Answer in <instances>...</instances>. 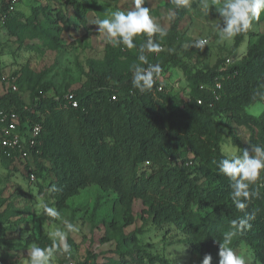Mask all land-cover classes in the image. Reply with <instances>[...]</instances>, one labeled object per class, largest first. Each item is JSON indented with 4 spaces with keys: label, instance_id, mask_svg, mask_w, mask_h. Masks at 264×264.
<instances>
[{
    "label": "trees",
    "instance_id": "1",
    "mask_svg": "<svg viewBox=\"0 0 264 264\" xmlns=\"http://www.w3.org/2000/svg\"><path fill=\"white\" fill-rule=\"evenodd\" d=\"M67 2V8L72 6L81 23L91 29L85 5L75 1L69 6L71 0ZM17 10L5 23L13 20ZM47 11L48 6L43 5L35 14ZM186 13L183 6L170 30L164 31L168 41L177 36L178 24ZM51 28L58 39L60 29ZM19 33L14 30V34ZM248 37L247 54L235 61L242 40L241 36L236 38L234 57H228L232 60L229 66L225 65L228 59L225 57L215 66L207 67L203 62L208 43L203 49L191 44L185 53L193 62L192 69H188L185 63L174 62L171 50L163 53L165 48L148 49L149 43L165 47L161 34H139L138 58L143 55L147 61L141 62V68L158 65L147 57V52L154 58L164 54L166 64L172 61L173 65L181 66L187 81V101L158 90L155 77L165 75L162 71L154 74L151 89L140 92L132 85L135 70H121L114 49H109L104 60H89L87 82L80 88L50 95L51 83H43L32 88L28 104L19 88H9L0 96V111L15 112L21 129L42 126L37 146L40 154L28 160L27 179L35 183L41 179L37 184L40 193L46 195L50 190L58 210L66 208L71 197L91 185L114 191L117 203L128 210H132L135 200H142L146 213L156 222L171 224L181 232L188 251L197 257V264H201L205 254H210L211 264H215L219 260L220 244L233 248L240 242L251 249L258 264H264V170L260 179L249 187L257 195L246 200L247 207L239 211L230 195L233 191L230 183L234 181L220 173L216 163L227 154L223 131L228 123L224 119L251 127L250 147H264V116H254L246 110L264 101V32L249 33ZM120 47L121 42L117 48ZM216 81L221 82L216 92L200 89V85L212 86ZM15 84L18 87L19 82ZM69 93L78 101L77 106L67 98ZM199 98H203L202 104L198 103ZM1 126L0 120V129ZM232 138L241 148V141L233 132ZM46 160L50 167L45 165ZM33 164L37 168L29 169ZM30 172L35 174V180ZM50 172L55 179L44 184ZM241 219H247L250 226L240 229ZM233 221L237 222L236 226ZM228 233L233 235L226 240ZM22 239L27 245L58 246L44 234L41 237L28 234ZM123 240L135 244L134 237ZM91 257L95 259L97 255L92 254L82 264H92ZM0 259L4 264H16V260L6 262L1 255ZM114 261L115 264H173L164 255L134 249L117 253Z\"/></svg>",
    "mask_w": 264,
    "mask_h": 264
},
{
    "label": "rangeland",
    "instance_id": "2",
    "mask_svg": "<svg viewBox=\"0 0 264 264\" xmlns=\"http://www.w3.org/2000/svg\"><path fill=\"white\" fill-rule=\"evenodd\" d=\"M75 1L85 5V15L90 20L91 29L81 23L76 11L70 6ZM223 2L188 0L187 5L177 6L175 0H144L142 6L149 9L153 23L163 31L170 30L177 12L184 6L187 13L178 24L177 36L168 41L162 35L165 45L163 53L171 50L175 63H185L188 69H192L193 62L185 53L196 41L208 40L203 64L213 67L225 57H234V44L238 36L242 40L235 61L244 58L249 50L248 34L264 32L262 10L259 19L252 20L247 32L233 39L222 40L219 28L224 27V24L217 8ZM67 4V0H20L13 20L5 23L0 30V96L9 90L1 79L3 76L19 82V92L27 104L32 88L43 83H51L50 95L80 88L87 82L89 60H104L109 49L117 52L121 70L128 72L137 66L141 67L138 58L139 34L133 37L134 47L128 48L120 37L113 38L106 31H98L96 24L97 20L111 19V14L116 11L127 13L133 10V0H71L69 8ZM43 5L48 6V11L35 14V10ZM51 26L60 29L58 39H55L56 33H53ZM14 30L20 33L14 34ZM157 33L161 34L159 31ZM120 42L121 47L118 49ZM195 52L197 54V49ZM146 54L151 57V61L164 67L161 74L165 75L161 78L166 92L187 101V81L182 67L173 65L172 61L166 64L162 56L164 54H157L155 58L151 52ZM246 110L251 115L264 116V101ZM224 121L228 123L223 131L226 150L236 149L239 152L237 154L242 155L240 151L248 148L249 155H254L249 145L253 136L252 128L234 121ZM232 132L239 137L241 148L234 144ZM46 161L45 165L50 167V162ZM49 174L44 184L55 179L53 172ZM27 177L23 160L0 154V214H5L3 217L0 215V255L6 262L13 259L16 264H30V251L37 246L41 249L52 248L48 264H82L92 254L97 255L95 259L90 258L92 264H115L116 254L126 249L164 255L173 264H197V257L188 251L181 232L171 224L160 225L156 222L146 213L142 200H135L132 210H128L117 203L114 191L91 185L71 197L66 208L58 210L50 190L46 195L40 193L37 184L41 183V179L35 183ZM68 225H71V230ZM28 234L39 237L44 234L58 246L47 247L38 243L27 245L22 238ZM129 237L135 238L134 245L130 244L131 241L123 240ZM63 240L70 246L68 252L62 250ZM231 249L243 259L244 264H258L251 249L243 242Z\"/></svg>",
    "mask_w": 264,
    "mask_h": 264
},
{
    "label": "clouds",
    "instance_id": "3",
    "mask_svg": "<svg viewBox=\"0 0 264 264\" xmlns=\"http://www.w3.org/2000/svg\"><path fill=\"white\" fill-rule=\"evenodd\" d=\"M144 0H133V10L125 13L116 11L111 14V19L97 20L98 31L107 32L110 37H120L122 42L128 48H133V37L140 33L151 35L159 31L161 35L166 33L159 29L149 16V9L142 6ZM177 6L187 5L188 0H175ZM207 7V5H205ZM264 10V0H224L222 6L217 8L219 16L223 18L224 27L219 28V35L222 40L233 39L241 33H245L251 26L253 19H259L261 11ZM111 42V41H110ZM206 44L205 40H198L195 46L203 49ZM150 51L158 50V46L148 44ZM140 61L146 63V57L141 55ZM162 71L159 65H149L147 70L137 66L135 68L132 85L140 92H144L153 87L154 74L158 75ZM254 155H249V149L245 148L242 155L237 154L238 150L227 151L225 157L219 160L217 167L220 173L226 175L230 181V187L233 191L230 193L232 203L239 211H244L247 207L245 203L251 197L256 196V192H250V185L255 184L261 177L264 170V147L251 146ZM243 198V199H242ZM249 219L251 216L248 217ZM234 226L236 221L232 222ZM248 225L247 219L239 221L240 229ZM71 230V225H68ZM233 233L226 234L227 240ZM64 252L70 250L66 240H63ZM52 254V248L41 249L34 246L30 251V264H48L49 256ZM218 264H244L242 258L238 257L234 251L224 244L219 247ZM212 257L205 254L201 264H211Z\"/></svg>",
    "mask_w": 264,
    "mask_h": 264
},
{
    "label": "built area",
    "instance_id": "4",
    "mask_svg": "<svg viewBox=\"0 0 264 264\" xmlns=\"http://www.w3.org/2000/svg\"><path fill=\"white\" fill-rule=\"evenodd\" d=\"M5 3V4H4ZM20 0H0V27L5 24L8 16L15 10L18 9V5ZM154 33H152L153 36ZM205 40L206 44L208 42L207 39ZM205 44V45H206ZM204 45V46H205ZM163 45L158 46L157 51L163 50ZM232 64L231 58H228L225 61V65L229 66ZM148 69V68H147ZM146 69V70H147ZM2 81L13 90H17L18 87L15 84L14 80L11 78L9 79L6 76H3ZM155 80L159 83L158 90L164 91V85L162 82V78L160 76H156ZM221 88V82L216 81L214 85L208 86L205 84L200 85V89L202 90H213L216 92L217 89ZM67 98L71 100L73 106L78 105V101L74 99L73 94H67ZM113 98L115 99L116 96L114 95ZM203 98L198 99V103L202 104ZM0 120L2 123L0 129V154L5 155L10 158H17L23 160L26 164L29 159H32L34 155H39L40 150L37 147L39 142V137L42 132V126L37 124L33 126H28L26 129H21L20 127V119L15 112H5L0 111ZM35 166L34 164L29 167V169L33 170ZM30 177L32 180L36 179L34 173L30 172ZM0 264H4L3 260L0 259Z\"/></svg>",
    "mask_w": 264,
    "mask_h": 264
}]
</instances>
